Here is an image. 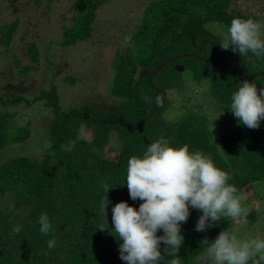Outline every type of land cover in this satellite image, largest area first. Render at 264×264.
Segmentation results:
<instances>
[{
  "label": "trees",
  "instance_id": "16d2710c",
  "mask_svg": "<svg viewBox=\"0 0 264 264\" xmlns=\"http://www.w3.org/2000/svg\"><path fill=\"white\" fill-rule=\"evenodd\" d=\"M106 2L74 0L70 25L62 26L60 39L48 46L67 48L90 39L95 13ZM232 2H149L128 42L112 59L109 89L119 105L110 113L95 109L60 110L54 89L41 91L35 100L46 103L50 121L45 153L40 160L19 156L0 165V199L9 203L7 209H0V264H125L118 251L123 241L113 237L111 208L126 202L138 210L141 201L130 199L125 182L127 161L141 156L147 145L161 137L168 139L172 147L187 144L189 151L209 155L218 168L232 177L229 183L244 198V206L254 197L256 188L264 186V120L253 130L238 124L233 116L234 128L215 140L204 117L189 113L171 123L160 119L166 93L182 87L184 72L190 74L195 84L207 82L209 99L227 111L231 95L240 83L247 80L258 89L264 88V56H242L231 48L223 50V36L207 27L216 24L226 32L233 18L257 20L252 14L232 11ZM17 28V20L0 27L2 49L11 44ZM24 53L30 64L21 67L22 77L35 69L32 64L38 60L37 45L27 43ZM176 66L182 67V72ZM65 80L74 82L70 77ZM0 101L6 103L1 96ZM12 118L0 114V151L29 137L26 126L8 124ZM81 126L91 131L90 141L80 139ZM111 134L117 141L116 151L109 146ZM70 142L74 147L66 151ZM112 153L114 157L109 158ZM105 184L111 186L107 193ZM106 197L109 203L105 215L100 205ZM42 213L48 215L52 225L47 235L40 232L38 218ZM201 214L190 209L187 222L181 225L184 240L177 252L181 264H198V255L206 248L202 242H212L219 232L232 226V221L222 220L197 232L195 225ZM254 216L251 211L246 218L251 222ZM15 226H20L19 233L12 231ZM102 228L105 230L100 231ZM53 238L56 246L48 249L47 242ZM165 247L160 245L162 254ZM173 258L165 253L161 264Z\"/></svg>",
  "mask_w": 264,
  "mask_h": 264
},
{
  "label": "rangeland",
  "instance_id": "374dc122",
  "mask_svg": "<svg viewBox=\"0 0 264 264\" xmlns=\"http://www.w3.org/2000/svg\"><path fill=\"white\" fill-rule=\"evenodd\" d=\"M151 1L107 0L95 13L90 39L73 47L60 48L48 45L60 39L62 26L70 25L74 0H50V3L0 0V27L18 21L11 44L6 50L0 47V96L6 101L0 103V114L13 117L9 125L26 126L29 131L25 141L8 144L0 151V165L19 156L40 160L45 153L48 146L45 135L50 121L46 115V103L35 100L41 91L53 88L57 108L67 112L95 109L110 113L118 107L119 101L110 95V65L115 53L128 42L140 22L143 9ZM231 10L264 20V0H233ZM207 27L218 36L224 35L225 31L216 24ZM29 42L37 45L39 55L37 62L32 64L34 71L22 77L21 67L30 64L24 53ZM182 75V87L166 93L167 102L160 119L171 123L189 113L204 117L215 140L220 134L233 129L236 125L233 114L209 99L207 82L195 84L188 72ZM69 77L73 83L66 82ZM14 98L21 99L9 101ZM78 132L81 140L88 142L92 139L91 131L84 126ZM109 146L117 150L113 134L110 135ZM114 154H110L109 158H113ZM8 204L0 199V209H7ZM245 207L248 213H255L253 220H247L246 225L232 221L228 231L241 236H264V186L256 188L254 197ZM203 252L198 255V264H201Z\"/></svg>",
  "mask_w": 264,
  "mask_h": 264
},
{
  "label": "clouds",
  "instance_id": "9594fccd",
  "mask_svg": "<svg viewBox=\"0 0 264 264\" xmlns=\"http://www.w3.org/2000/svg\"><path fill=\"white\" fill-rule=\"evenodd\" d=\"M220 47L232 49L242 56L248 53L257 58L264 56V22L252 18H233L224 32ZM249 129H258L264 120V88L247 80L240 83L230 98L227 108ZM74 143L65 148L71 151ZM232 177L218 168L209 155L201 151H189L185 144L176 148L168 139L161 137L146 146L141 156L127 161L126 185L131 200H140L138 210L126 202L111 208V224L119 244V258L125 264H161L164 254L174 258L167 264H181L177 252L184 237L181 225L190 216V209L202 214L198 217L195 231L204 232L217 222L230 220L246 225L248 208ZM111 186L104 185L107 193ZM109 201H101L100 211L106 215ZM40 232L47 235L52 225L48 215L38 218ZM108 225V224H107ZM108 227V226H107ZM106 227V228H107ZM102 228L100 231H104ZM19 233L20 226L13 227ZM162 231L163 235H157ZM56 239L47 242L48 249L56 246ZM206 245L201 264H264V236L237 235L228 230ZM165 245L161 253L160 245Z\"/></svg>",
  "mask_w": 264,
  "mask_h": 264
},
{
  "label": "water",
  "instance_id": "95a60500",
  "mask_svg": "<svg viewBox=\"0 0 264 264\" xmlns=\"http://www.w3.org/2000/svg\"><path fill=\"white\" fill-rule=\"evenodd\" d=\"M168 63H169V61L166 62L165 64H163L160 68L154 70L153 73H156L157 71L161 70V69H162L163 67H165L166 64H168ZM176 70H177V71H182V67L177 66V67H176ZM148 81H150V76H148ZM155 97H157V95H155Z\"/></svg>",
  "mask_w": 264,
  "mask_h": 264
}]
</instances>
